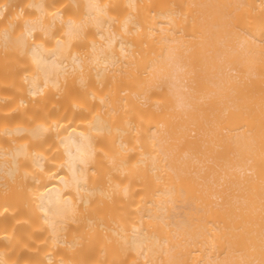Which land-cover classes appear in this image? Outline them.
<instances>
[{
  "label": "bare ground",
  "instance_id": "6f19581e",
  "mask_svg": "<svg viewBox=\"0 0 264 264\" xmlns=\"http://www.w3.org/2000/svg\"><path fill=\"white\" fill-rule=\"evenodd\" d=\"M0 264H264V0H0Z\"/></svg>",
  "mask_w": 264,
  "mask_h": 264
}]
</instances>
